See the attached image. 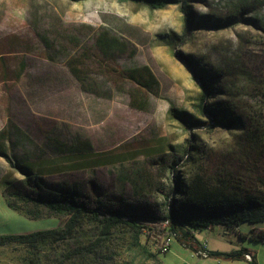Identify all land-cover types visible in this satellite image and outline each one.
Listing matches in <instances>:
<instances>
[{
    "label": "rangeland",
    "instance_id": "1",
    "mask_svg": "<svg viewBox=\"0 0 264 264\" xmlns=\"http://www.w3.org/2000/svg\"><path fill=\"white\" fill-rule=\"evenodd\" d=\"M187 2L196 22L183 35L179 4L150 9L118 0H0V130L8 132L9 157L8 162L0 155V235L58 227L66 220L30 219L6 206L3 189L22 178L18 163L46 181L75 182L103 201L159 213L171 176L159 164L161 156L180 158L176 167L186 178L196 165L207 167L226 153L241 162L239 129L215 125L208 113L196 110L203 88L180 54L218 71L208 103H225L247 127L264 134V0ZM98 35L116 47L112 60L95 46ZM67 60L81 68L91 90L82 89ZM138 66L156 78L154 91L116 71ZM58 104L70 111L55 114ZM170 108L197 123L183 127ZM261 226L241 222L234 230L212 224L195 236L214 250L244 248L264 264V238L248 235ZM93 230L87 224L80 232ZM65 246L51 244L43 252ZM118 247L124 264H153L138 250ZM30 257L26 246L0 245V264H33ZM159 258L164 264H250L243 257H199L176 238Z\"/></svg>",
    "mask_w": 264,
    "mask_h": 264
},
{
    "label": "trees",
    "instance_id": "2",
    "mask_svg": "<svg viewBox=\"0 0 264 264\" xmlns=\"http://www.w3.org/2000/svg\"><path fill=\"white\" fill-rule=\"evenodd\" d=\"M118 1H129L150 9L179 4L183 35L189 33L196 22V15L187 0ZM95 46L104 57L113 59L116 47L106 36L98 35ZM180 56L194 68L203 88L196 110L208 113L215 125L222 124L239 129L236 146L238 148L239 145L237 155L241 162L237 163L233 153L232 156L226 153L210 162L207 167L196 165L186 178L176 167L180 158L169 160L161 156L157 160L159 164L162 163L163 169H170L171 176L163 192V209L159 213L153 212L147 206L142 208L131 204L124 207L103 201L97 195L93 197L75 182L46 181L29 167L18 163L15 167L22 178L3 189L6 206L30 219L65 216L66 220L58 227L27 233L1 234L0 245L14 243L26 246L31 255L29 261L33 264H124L118 257L119 244L138 250L143 258L153 261V264H164L159 254L164 253L161 251L163 239L171 233H175L174 238L183 246L191 247L195 252L205 248L196 239V230L212 224L237 230L241 222H264V134L247 127L240 116L231 114L225 103H208V97H212L214 93L211 84L219 77L218 71L206 68L192 56ZM66 65L80 82L82 89L91 90L85 85L86 78L82 75L81 68L71 60H67ZM116 71L122 78L149 91H154L158 86L156 78L146 66L128 69L116 67ZM130 103L143 108L134 100ZM169 113L185 128H191L197 123L175 108H170ZM7 138L8 132L0 130V155L9 162L5 150ZM87 224L94 230L90 234H82L80 230ZM239 235L247 234L239 232ZM248 235L262 239L264 228H252ZM71 241H74V245H69ZM55 243L68 246L59 251L43 252L47 246ZM206 250L208 256L229 260L245 258L248 254L250 264H257L255 254L244 248L235 252Z\"/></svg>",
    "mask_w": 264,
    "mask_h": 264
},
{
    "label": "built area",
    "instance_id": "3",
    "mask_svg": "<svg viewBox=\"0 0 264 264\" xmlns=\"http://www.w3.org/2000/svg\"><path fill=\"white\" fill-rule=\"evenodd\" d=\"M174 235H175V233H171L163 239L162 246H161L162 252H165L169 249L171 239L174 238ZM195 254L197 256H201V257H208V252L205 248L198 249L197 251H195ZM245 258L248 260V259H250V256L248 254H246Z\"/></svg>",
    "mask_w": 264,
    "mask_h": 264
},
{
    "label": "crops",
    "instance_id": "4",
    "mask_svg": "<svg viewBox=\"0 0 264 264\" xmlns=\"http://www.w3.org/2000/svg\"><path fill=\"white\" fill-rule=\"evenodd\" d=\"M56 109H57V112L55 113V114H65V112L66 111H70V108H68V107H66V106H64V107H62L61 105H57V107H56ZM258 228H264L263 226H261V227H258ZM202 244H204V247L206 248V249H208V250H214V249H211V248H208V247H206L205 246V243L203 242ZM200 257V256H199ZM209 257V256H208ZM218 258H220V257H218ZM229 260V259H228Z\"/></svg>",
    "mask_w": 264,
    "mask_h": 264
}]
</instances>
